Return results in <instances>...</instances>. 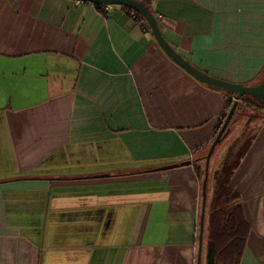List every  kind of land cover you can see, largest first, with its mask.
I'll return each instance as SVG.
<instances>
[{"label":"crops","instance_id":"obj_1","mask_svg":"<svg viewBox=\"0 0 264 264\" xmlns=\"http://www.w3.org/2000/svg\"><path fill=\"white\" fill-rule=\"evenodd\" d=\"M139 1L194 67L263 79L264 0ZM129 9L0 0V264L196 263L197 167L233 95ZM262 112L228 182L250 227L238 264H264Z\"/></svg>","mask_w":264,"mask_h":264},{"label":"trees","instance_id":"obj_2","mask_svg":"<svg viewBox=\"0 0 264 264\" xmlns=\"http://www.w3.org/2000/svg\"><path fill=\"white\" fill-rule=\"evenodd\" d=\"M145 5L148 6L147 4ZM127 8L129 9V7ZM132 12L136 19L144 20L138 12L134 10ZM143 23L147 28L149 27L145 20ZM231 103L232 101L230 100L227 111ZM243 105L263 107L256 104L250 97L244 96L237 103L233 114ZM221 122L217 127V131ZM252 137L253 134L243 142L240 140L236 141L234 143V151L231 148L227 151L223 160L212 174V196L208 201V211L206 218L204 216L203 224L206 264H238L245 246L250 227L244 216L239 196L230 189L228 182L240 159L247 151ZM236 145L238 146L236 147ZM201 159L204 160L203 157ZM197 174L199 178H203L201 167H197Z\"/></svg>","mask_w":264,"mask_h":264},{"label":"water","instance_id":"obj_3","mask_svg":"<svg viewBox=\"0 0 264 264\" xmlns=\"http://www.w3.org/2000/svg\"><path fill=\"white\" fill-rule=\"evenodd\" d=\"M79 1H88L95 4H109V5H124L134 9L138 12L142 18L147 22L149 29L159 47L163 52L171 58L175 63H177L181 68L186 72L192 75L195 79L205 83L207 86L214 89H219L222 91L229 92L233 95L234 99L223 119L221 125L215 134L212 142L210 143L206 154L203 156L204 159V168H203V178L201 181V209L199 216V225H198V241H197V253H196V263L200 264L201 258V248H202V235H203V224H204V212H205V203H206V187H207V178H208V165L210 157L216 147V145L226 136L228 133V124L231 120V117L235 111L238 101L243 99L244 96H248L256 104L264 107V77L258 83L253 85H243L240 83H233L226 81L194 67L189 63L183 56L175 51L164 39L161 34V31L158 27L156 18L153 13L150 11L148 6H146L143 1L139 0H79Z\"/></svg>","mask_w":264,"mask_h":264},{"label":"rangeland","instance_id":"obj_4","mask_svg":"<svg viewBox=\"0 0 264 264\" xmlns=\"http://www.w3.org/2000/svg\"><path fill=\"white\" fill-rule=\"evenodd\" d=\"M264 108H258L256 106H240L239 109L233 116L228 124V133L226 136L216 145L213 154L211 155L208 167V180L211 178L215 169L219 166L220 162L223 160L227 151L231 148L234 151V143L236 141H245L248 137H250L255 128L256 124L259 121L261 113ZM238 145H236L237 147ZM236 150V149H235ZM206 153V151H205ZM204 153V154H205ZM218 162V163H217ZM203 162L201 164V168L203 170ZM212 170V173H211ZM202 179V178H200ZM211 185V184H210ZM209 185L207 189V196L209 199L212 196V188ZM202 264H204V259Z\"/></svg>","mask_w":264,"mask_h":264},{"label":"built area","instance_id":"obj_5","mask_svg":"<svg viewBox=\"0 0 264 264\" xmlns=\"http://www.w3.org/2000/svg\"><path fill=\"white\" fill-rule=\"evenodd\" d=\"M97 7L99 8H103V9H109L111 7V5L109 4H105V5H102V4H96ZM231 101H233V97L231 98Z\"/></svg>","mask_w":264,"mask_h":264}]
</instances>
